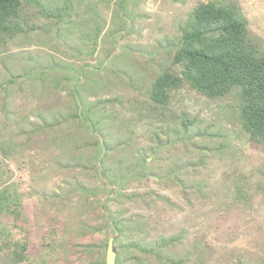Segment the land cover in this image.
Segmentation results:
<instances>
[{"label":"rangeland","instance_id":"obj_1","mask_svg":"<svg viewBox=\"0 0 264 264\" xmlns=\"http://www.w3.org/2000/svg\"><path fill=\"white\" fill-rule=\"evenodd\" d=\"M207 1L72 0L65 21L48 14L63 0L24 1L30 27L0 38V190L16 209L0 215V242L26 243L29 264H105L121 218L133 224L116 233L121 264H264V145L239 88L210 97L185 83L165 117L149 97L163 70L182 72L183 28ZM224 2L264 54V0ZM169 237L157 253L133 245Z\"/></svg>","mask_w":264,"mask_h":264},{"label":"trees","instance_id":"obj_2","mask_svg":"<svg viewBox=\"0 0 264 264\" xmlns=\"http://www.w3.org/2000/svg\"><path fill=\"white\" fill-rule=\"evenodd\" d=\"M24 1L0 0V38L3 35L13 36L23 33L26 27H30L21 12ZM52 3L48 14L60 21L72 17L74 10L72 0H63L60 4ZM42 10L44 11L43 8ZM173 61L175 64H182V72L163 70L153 81L149 91L150 101L156 112L165 117L172 93L185 83L210 97H223L234 88H239L242 101L241 121L251 139L264 145V54L260 51L259 44L251 38L247 19L242 15L239 6L234 3H225L224 0H208L196 6L183 28ZM183 117L180 124L187 134L194 120L186 114ZM86 123L89 124L87 121ZM92 126L97 132L98 124L94 123ZM98 141L102 153L99 160L103 161L110 144L106 138ZM144 161L148 159L144 158ZM94 169L96 177L100 179H103L101 176L110 177L108 169L106 171L98 166ZM102 181L106 183V180ZM110 182L113 180L110 179ZM102 190H106L105 187ZM94 191L98 194L97 188H94ZM9 200L7 188L0 190V215L5 209L9 213L16 211L11 207ZM112 224L116 264H121L117 254L118 247L121 248L122 244L118 246L115 243L119 240V233L125 229H131L133 224L121 218L114 220ZM117 232L119 233L116 234ZM0 233L2 236L10 237L3 229ZM176 240L177 237L162 239L150 248L142 247L138 243L133 245L145 251L157 253ZM108 242L105 244V253ZM5 248L12 249L9 252L11 264L22 262L29 264L26 262V243L14 242L8 245L4 240L0 242V250Z\"/></svg>","mask_w":264,"mask_h":264},{"label":"water","instance_id":"obj_3","mask_svg":"<svg viewBox=\"0 0 264 264\" xmlns=\"http://www.w3.org/2000/svg\"><path fill=\"white\" fill-rule=\"evenodd\" d=\"M114 237L109 239L106 252V264H116V252L114 251Z\"/></svg>","mask_w":264,"mask_h":264}]
</instances>
